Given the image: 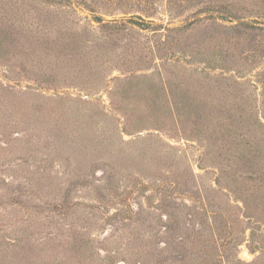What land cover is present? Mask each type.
Wrapping results in <instances>:
<instances>
[{
  "label": "rangeland",
  "instance_id": "1",
  "mask_svg": "<svg viewBox=\"0 0 264 264\" xmlns=\"http://www.w3.org/2000/svg\"><path fill=\"white\" fill-rule=\"evenodd\" d=\"M262 22L0 0V264H264Z\"/></svg>",
  "mask_w": 264,
  "mask_h": 264
},
{
  "label": "trees",
  "instance_id": "2",
  "mask_svg": "<svg viewBox=\"0 0 264 264\" xmlns=\"http://www.w3.org/2000/svg\"><path fill=\"white\" fill-rule=\"evenodd\" d=\"M231 17H233L232 15H229V16H227V18H231ZM98 20H101L99 17H98ZM260 23V22H259ZM262 24V27H258V29H260V30H264V22H262L261 23ZM109 26H111V23H109L108 24ZM160 26V25H159ZM222 27V26H221ZM225 31H229V30H232L233 28H236V27H222ZM256 28H257V26H256ZM191 112H194V114H198V116L197 117H201L202 116V112H200L199 110H198V108L197 109H195V110H188V113H190L191 114ZM193 114V113H192ZM180 116H183V113H180Z\"/></svg>",
  "mask_w": 264,
  "mask_h": 264
},
{
  "label": "water",
  "instance_id": "3",
  "mask_svg": "<svg viewBox=\"0 0 264 264\" xmlns=\"http://www.w3.org/2000/svg\"><path fill=\"white\" fill-rule=\"evenodd\" d=\"M88 98L98 97V96H91V95H85Z\"/></svg>",
  "mask_w": 264,
  "mask_h": 264
}]
</instances>
